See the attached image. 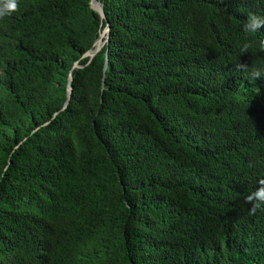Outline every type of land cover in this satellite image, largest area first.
I'll return each instance as SVG.
<instances>
[{"label":"trees","instance_id":"16d2710c","mask_svg":"<svg viewBox=\"0 0 264 264\" xmlns=\"http://www.w3.org/2000/svg\"><path fill=\"white\" fill-rule=\"evenodd\" d=\"M99 1L0 20V264H264V0Z\"/></svg>","mask_w":264,"mask_h":264},{"label":"clouds","instance_id":"9594fccd","mask_svg":"<svg viewBox=\"0 0 264 264\" xmlns=\"http://www.w3.org/2000/svg\"><path fill=\"white\" fill-rule=\"evenodd\" d=\"M20 11V0H0V20L11 16L14 13ZM262 27H264V16L250 14L243 25V31L245 33H256ZM260 46L264 47V41L260 42ZM251 43H245L242 48V53H247L249 48H251ZM236 68L240 72L248 73L249 67L243 64H237ZM249 76L253 80L260 79L264 77V67L253 69ZM246 203H250L252 207L249 209V214L254 215L258 209L264 207V183L257 186L255 190L250 192L246 198Z\"/></svg>","mask_w":264,"mask_h":264},{"label":"water","instance_id":"95a60500","mask_svg":"<svg viewBox=\"0 0 264 264\" xmlns=\"http://www.w3.org/2000/svg\"><path fill=\"white\" fill-rule=\"evenodd\" d=\"M90 7L93 11H95L99 16L100 18L102 19V23H106V29H104L100 35V38L98 39V41L95 43L94 45V49L93 50H90L89 52H87L84 56H83V59L84 58H88L90 59V61H92L97 55L98 53L104 48V46H109V43H110V32H111V28H110V25H109V22L107 21V17H106V13H105V9H104V5L100 3L99 0H91L90 2ZM108 56L106 57V63H105V68H104V72H106L107 70V67H108ZM81 68L79 66V63H75V65L73 66L72 68V71L70 73V76H69V85H68V88H67V102L66 104L64 105L62 111H64L65 109H67L68 105H69V102L71 100V97H72V93H73V88H72V73L75 69H79ZM58 113H56L54 115V118L57 116Z\"/></svg>","mask_w":264,"mask_h":264}]
</instances>
